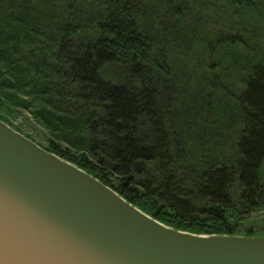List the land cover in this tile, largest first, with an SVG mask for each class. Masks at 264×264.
<instances>
[{"label":"trees","instance_id":"trees-1","mask_svg":"<svg viewBox=\"0 0 264 264\" xmlns=\"http://www.w3.org/2000/svg\"><path fill=\"white\" fill-rule=\"evenodd\" d=\"M180 2L0 0V121L164 226L264 239V12Z\"/></svg>","mask_w":264,"mask_h":264},{"label":"water","instance_id":"water-1","mask_svg":"<svg viewBox=\"0 0 264 264\" xmlns=\"http://www.w3.org/2000/svg\"><path fill=\"white\" fill-rule=\"evenodd\" d=\"M0 264H264V239L164 226L0 121Z\"/></svg>","mask_w":264,"mask_h":264},{"label":"rangeland","instance_id":"rangeland-1","mask_svg":"<svg viewBox=\"0 0 264 264\" xmlns=\"http://www.w3.org/2000/svg\"><path fill=\"white\" fill-rule=\"evenodd\" d=\"M148 1L150 2V4H148L147 7L156 13L160 12L159 8H161V6L165 3L168 4V6H177L181 3L180 0H148ZM253 1L264 12V0H253ZM192 23L197 25V23L194 20ZM204 23H205V20L201 18L200 24L203 25ZM195 29L194 30L199 33L202 32V30L199 29L198 27H195ZM13 127L14 129H18V131L16 130V132L30 139L34 143L41 145V147H44V148L47 147L46 134L40 128H38V126L35 125L32 121L28 120L27 116L21 115L15 122H13Z\"/></svg>","mask_w":264,"mask_h":264}]
</instances>
